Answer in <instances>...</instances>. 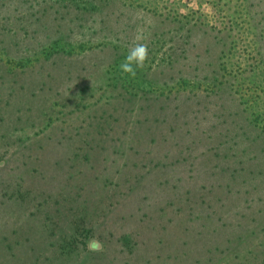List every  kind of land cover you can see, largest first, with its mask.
I'll use <instances>...</instances> for the list:
<instances>
[{"label": "rangeland", "instance_id": "obj_1", "mask_svg": "<svg viewBox=\"0 0 264 264\" xmlns=\"http://www.w3.org/2000/svg\"><path fill=\"white\" fill-rule=\"evenodd\" d=\"M7 151L0 264H264V0H0Z\"/></svg>", "mask_w": 264, "mask_h": 264}, {"label": "flooded vegetation", "instance_id": "obj_2", "mask_svg": "<svg viewBox=\"0 0 264 264\" xmlns=\"http://www.w3.org/2000/svg\"><path fill=\"white\" fill-rule=\"evenodd\" d=\"M111 71V70H110ZM118 76H120V73L116 76L117 78H118ZM120 79V78H119ZM109 81L110 80H105L104 82L106 83V82H108L109 83ZM108 86H109V84H108ZM104 96V95H103ZM102 98H97L96 100H101ZM49 116H51V115H48V116H46V119H45V123L40 127V129L39 130H37V132L34 134V135H40L41 134V132H44V131H46V130H49L50 129V127H51V125L53 124V122L54 121H57V120H60L61 118H63L61 115H58V116H53V118H49ZM50 120H48V119ZM52 119V120H51ZM61 134L62 135H64V136H66V132L65 131H61ZM31 136V135H30ZM59 140H57L56 141V144L52 147V148H50L51 149V151H55L56 149H59V148H61V146L63 145V140H62V138L61 137H59L58 138ZM30 140V139H29ZM58 141H59V143H58ZM22 144H27V142H26V139L25 140H23L22 141ZM44 147H45V145H43ZM43 146H41V147H43ZM8 147V146H7ZM43 147V148H44ZM15 148V147H14ZM3 151L5 150V148L4 149H2ZM8 151L7 152H3V156H2V158L0 159V161H1V163H6V164H3V165H1V168L3 169V168H5L6 169V172H9V173H15V172H17L16 170V167H17V165L15 166L14 164H11V162L9 161H5V160H7L8 159ZM18 163V165H20V164H22V163H19V161L17 162ZM86 164H90L89 162H87ZM86 164H84V162H83V165H86ZM87 166V165H86ZM107 167H108V164H106L103 168H102V171H105V169H107ZM18 168V167H17ZM31 173L33 172V170L31 169V170H29ZM17 174H15V176H16ZM14 176V174L10 177V178H7V181H11V182H13V183H15V185L14 186H18V184H19V181H21L20 179H18V178H16ZM14 177V178H13ZM23 177V176H22ZM24 178V177H23ZM162 182H164V180L162 181ZM127 193H129L128 191H127ZM124 194V192L122 193V195ZM125 195V194H124ZM123 195V197L124 198H126L127 196H124ZM3 201L6 203L7 202V198L6 197H4V199H3ZM119 202H120V200H119ZM118 202V203H119ZM117 202H115V201H112L111 202V204H110V206L109 207H113V206H115V204H118ZM73 231H76L77 230V232L76 233H74L73 234V236H75V237H77V238H79L80 239V237H83V238H85V239H87L88 238V243L90 244L89 246H88V248H89V250H90V248H91V243H90V241H93V240H96V238H94V237H92L91 236V234H90V232H91V230H90V228H89V226L88 225H86L85 227H83L82 229H80V227L79 228H73L72 229ZM80 237H79V236ZM77 241V240H76ZM101 243V242H100ZM120 243H121V246H120V248L122 249V252H123V254L124 255H129V251H130V253H133V250H132V247L130 246V244L132 243V239L130 240V239H125V238H123V239H120ZM76 244H77V247H78V249L79 248H81L83 245H82V243H81V241H77L76 242ZM101 245H103L102 243H101ZM65 249V248H64Z\"/></svg>", "mask_w": 264, "mask_h": 264}, {"label": "clouds", "instance_id": "obj_3", "mask_svg": "<svg viewBox=\"0 0 264 264\" xmlns=\"http://www.w3.org/2000/svg\"><path fill=\"white\" fill-rule=\"evenodd\" d=\"M142 37L137 36L139 41ZM148 59V46L146 43H136L129 49L124 59L118 65L120 72L131 78L137 75V69H142ZM91 251L97 252L102 250V245L98 240L90 241Z\"/></svg>", "mask_w": 264, "mask_h": 264}]
</instances>
